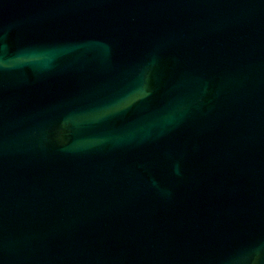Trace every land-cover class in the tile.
Here are the masks:
<instances>
[{
  "label": "water",
  "instance_id": "obj_1",
  "mask_svg": "<svg viewBox=\"0 0 264 264\" xmlns=\"http://www.w3.org/2000/svg\"><path fill=\"white\" fill-rule=\"evenodd\" d=\"M0 264H264V0H0Z\"/></svg>",
  "mask_w": 264,
  "mask_h": 264
}]
</instances>
